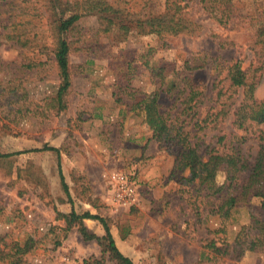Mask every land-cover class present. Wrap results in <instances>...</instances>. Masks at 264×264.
<instances>
[{
	"label": "rangeland",
	"instance_id": "374dc122",
	"mask_svg": "<svg viewBox=\"0 0 264 264\" xmlns=\"http://www.w3.org/2000/svg\"><path fill=\"white\" fill-rule=\"evenodd\" d=\"M60 1L72 6L82 0ZM145 1L136 0L130 9L145 22L137 21V27L128 30L115 28L108 15L96 10L79 19L81 36L74 37L69 54L67 107L59 112L41 111L44 98L54 94L60 82L51 52L53 25L48 1L40 0L30 14L12 19L8 9H0V93L8 95L12 88L13 94L25 91L27 96L13 105L7 118L2 108L5 98L0 99V235L7 243L23 242L27 237L35 240L22 264H84L94 259L99 264H116L95 240H83L76 226L67 229L58 213L72 210L77 214L88 211L105 220L118 250L133 264H264V249L249 250L244 245L240 250L237 245L245 239L259 199L240 202L229 217H222L216 196L186 183L187 172L172 174L176 147L160 146L151 139L142 115L128 110L130 99L118 89L123 82L121 69L125 74L130 56L138 65L137 74L130 76V87L146 97L158 94L162 110L186 120L185 129L192 130L188 106L172 108L173 101L153 83L143 65L147 50L152 49L157 60L176 66L191 54L204 52L218 57L217 62L240 60L245 68L254 64L248 48L252 28L237 26V19L225 28L218 26L198 0H184L189 17L198 26L196 31L162 40L157 17L165 0ZM233 1L239 11L264 12V0ZM213 34L236 46L220 48ZM192 77L213 98L228 84L227 80L218 84L221 77L217 78L215 65L194 71ZM241 98L239 90L236 102ZM254 98L264 99V73ZM198 111L202 118L207 109ZM231 120L232 114L224 119V132L245 134L240 154L253 161L264 125L243 132L233 129ZM195 130L190 142L198 143L199 152L205 154L216 145L217 131L209 127ZM45 145L59 148V154L37 151ZM218 149L223 150L221 145ZM17 151L28 152L4 157ZM59 162L69 195L60 184ZM115 171L134 179L136 204L119 207L112 202L108 177ZM225 178V172L218 171L216 184H226ZM84 223L90 232L104 236L99 220L85 219Z\"/></svg>",
	"mask_w": 264,
	"mask_h": 264
},
{
	"label": "trees",
	"instance_id": "16d2710c",
	"mask_svg": "<svg viewBox=\"0 0 264 264\" xmlns=\"http://www.w3.org/2000/svg\"><path fill=\"white\" fill-rule=\"evenodd\" d=\"M36 3H32V2ZM40 0H0V9L9 10L8 18L12 19L16 15H28L37 8ZM43 1V0H42ZM51 10V25H53V63L58 71L59 84L54 94L44 98V109L59 112L67 107V94L70 87L71 69L69 54L71 45L80 35L79 19L87 12L96 10L105 13L113 21L115 28L128 30L137 27L139 13L130 12L136 0H82L81 3L71 5L62 4L60 0H47ZM201 9L218 25L227 27L230 21L237 19V26L249 25L252 28V35L248 42V48L253 54L254 64L243 67L240 60L231 62H217L218 57H212L208 53L195 52L187 57L180 66L171 65L169 62H162L154 58L152 49H148L145 55L144 67L150 72L153 83L171 99V107L177 104L188 106L189 123L193 122L192 130H186L184 123L178 115L171 116L166 110H162L158 102V94L155 97H146L138 89L130 87V76L137 74L138 65L134 64V59L126 60V72L121 69V80L119 91L125 92L130 103L126 104L130 112L137 111L142 115V122L151 131V139L158 142L160 146L173 145L176 147V158L173 166L174 171L187 172L186 183L193 184L195 189L204 188L207 194L219 199L218 208L222 217H229L232 208L238 203H247L249 198L259 199L258 208L251 215L250 224L244 233V240L237 242L239 249L245 245L246 249H264V133L260 134V142L257 154L253 161H248L240 154V145L247 140L245 134L237 135L234 132H224L223 121L232 114L231 127L235 130L246 132L251 126L264 125V99L254 98V92L264 73V12L257 10L249 13L247 10L239 11L236 2L233 0H198ZM16 2V3H15ZM147 2V0L145 1ZM35 5V6H34ZM188 6L184 0H165L164 10L157 17L158 36L162 40L181 34L191 35L197 29L194 22L189 17ZM239 11V12H238ZM149 22L150 20H146ZM27 23L30 20L26 21ZM145 22V21H143ZM16 22H12L14 25ZM81 36V35H80ZM80 36L77 39H80ZM218 39L220 48L236 46L234 42H227V38L213 34ZM75 38V39H76ZM28 43V41L26 40ZM166 42L163 41V45ZM229 45V46H228ZM215 65L217 78L221 77L218 84L227 80L225 90L218 89L216 97L209 95L203 87L195 83L192 73L206 66ZM81 67V66H78ZM222 75V76H221ZM217 84V86H218ZM5 90H7L5 88ZM8 95L0 93V99L5 98L2 103L3 112L6 118L13 113V105L18 100L25 99L26 92L13 94L12 88ZM241 90L242 98L237 103L235 95ZM158 92V91H157ZM119 94V93H118ZM117 101L121 102L120 96ZM212 102V105L209 103ZM207 109L202 118H199L198 108ZM28 110V108H27ZM5 128H8L4 125ZM209 127L216 130V145L207 150L205 154L199 152L198 143L190 142L192 132ZM223 150L219 151V146ZM37 151H55L59 154L60 149L45 145ZM28 151H17L5 154L4 157L20 154ZM207 156L206 159H204ZM224 171L226 184L217 185L215 178L218 171ZM58 174L61 187L66 195L68 186L62 174L60 162L58 163ZM212 198V199H213ZM214 200V199H213ZM64 218L66 227H77L78 232L85 241L95 240L108 254L110 260L116 264H133V262L123 255L117 248L105 220L86 211L77 214L71 211L69 214L58 213ZM85 219L99 220L104 236L99 237L90 232L85 223ZM35 240L27 237L23 242L12 241L7 243L0 235V262L3 264H22L23 256L32 251ZM229 246V245H228ZM215 250L217 248L212 246ZM84 264H99L97 260H85Z\"/></svg>",
	"mask_w": 264,
	"mask_h": 264
},
{
	"label": "built area",
	"instance_id": "2783aa9c",
	"mask_svg": "<svg viewBox=\"0 0 264 264\" xmlns=\"http://www.w3.org/2000/svg\"><path fill=\"white\" fill-rule=\"evenodd\" d=\"M112 189V202L123 207L137 203L136 184L131 176L123 172L115 171L108 177Z\"/></svg>",
	"mask_w": 264,
	"mask_h": 264
}]
</instances>
